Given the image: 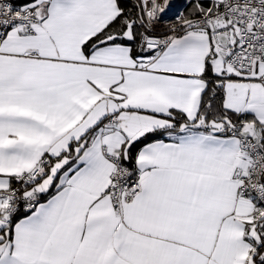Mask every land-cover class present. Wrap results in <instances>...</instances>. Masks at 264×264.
<instances>
[{
	"label": "snow or ice",
	"instance_id": "6c2138e0",
	"mask_svg": "<svg viewBox=\"0 0 264 264\" xmlns=\"http://www.w3.org/2000/svg\"><path fill=\"white\" fill-rule=\"evenodd\" d=\"M0 264H264V0H0Z\"/></svg>",
	"mask_w": 264,
	"mask_h": 264
}]
</instances>
